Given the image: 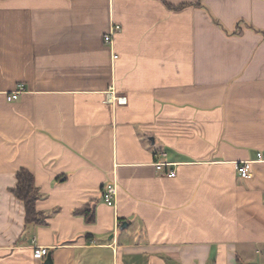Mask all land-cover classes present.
Instances as JSON below:
<instances>
[{"label": "crops", "instance_id": "obj_1", "mask_svg": "<svg viewBox=\"0 0 264 264\" xmlns=\"http://www.w3.org/2000/svg\"><path fill=\"white\" fill-rule=\"evenodd\" d=\"M165 1L0 0V264H264V0Z\"/></svg>", "mask_w": 264, "mask_h": 264}, {"label": "trees", "instance_id": "obj_2", "mask_svg": "<svg viewBox=\"0 0 264 264\" xmlns=\"http://www.w3.org/2000/svg\"><path fill=\"white\" fill-rule=\"evenodd\" d=\"M167 5L170 8H179V6L174 7L169 3H167ZM16 179V185L11 188V192L24 204L25 223L46 224L47 222L44 213L37 208V202L42 195L36 184L33 172L27 168H21L16 173ZM78 213L82 214L88 223L95 222L96 220L94 207L86 206L78 210Z\"/></svg>", "mask_w": 264, "mask_h": 264}, {"label": "built area", "instance_id": "obj_3", "mask_svg": "<svg viewBox=\"0 0 264 264\" xmlns=\"http://www.w3.org/2000/svg\"><path fill=\"white\" fill-rule=\"evenodd\" d=\"M122 30V26L120 24H112L110 30L108 33L105 34L104 36V39L107 43H112L113 42V37L116 33H119L121 32ZM114 57H117V54H114ZM22 89H23V86L20 85L19 86V89L12 92L11 94L8 95V100H15L19 97V95L21 94L22 92ZM115 95V91L112 90V92L110 93V95H108V98L107 100L108 101H111L112 99V96L111 95ZM114 100H116L119 104H126L128 99L126 96H122V95H119V96H115V98H113ZM164 165L165 163H162V162H157L156 163V167L158 170H162L164 168ZM238 168V171L241 175V177L245 178V177H249L250 176V172H249V169L246 165L244 164H239L237 166ZM168 176H175L176 172L175 170H170L167 172ZM117 194V185L115 183H107L105 186H104V189H103V200L108 204V205H111V206H114L116 204V200H115V196ZM49 254V248L46 247V246H39L38 247V250L34 253V256L35 258H38V259H43L45 257H47ZM117 264H120V263H117Z\"/></svg>", "mask_w": 264, "mask_h": 264}, {"label": "water", "instance_id": "obj_4", "mask_svg": "<svg viewBox=\"0 0 264 264\" xmlns=\"http://www.w3.org/2000/svg\"><path fill=\"white\" fill-rule=\"evenodd\" d=\"M45 264H52V257L50 255V253L48 254L46 260H45Z\"/></svg>", "mask_w": 264, "mask_h": 264}]
</instances>
